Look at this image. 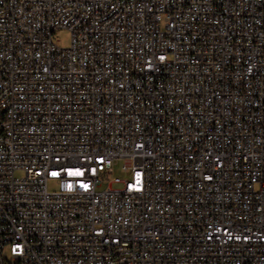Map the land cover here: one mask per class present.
Returning a JSON list of instances; mask_svg holds the SVG:
<instances>
[{
	"label": "built area",
	"instance_id": "2783aa9c",
	"mask_svg": "<svg viewBox=\"0 0 264 264\" xmlns=\"http://www.w3.org/2000/svg\"><path fill=\"white\" fill-rule=\"evenodd\" d=\"M0 264H264V0H0Z\"/></svg>",
	"mask_w": 264,
	"mask_h": 264
},
{
	"label": "rangeland",
	"instance_id": "374dc122",
	"mask_svg": "<svg viewBox=\"0 0 264 264\" xmlns=\"http://www.w3.org/2000/svg\"><path fill=\"white\" fill-rule=\"evenodd\" d=\"M70 32L66 28H60L56 30L54 34V39L59 46L67 47L70 44ZM125 163V158L121 157L118 159V162L114 165L112 172L107 175L103 180L104 183L102 186L98 187V189H103L107 186L109 181L113 180L116 177L125 178L128 176L127 173H124L121 169L123 164ZM17 175H22L20 171L16 172ZM121 184L113 183L114 187H118ZM60 188V184L57 181L50 180L48 182V189L50 191L58 190Z\"/></svg>",
	"mask_w": 264,
	"mask_h": 264
}]
</instances>
